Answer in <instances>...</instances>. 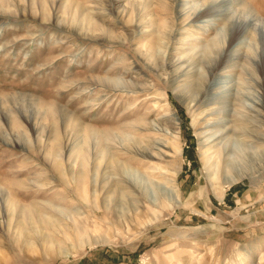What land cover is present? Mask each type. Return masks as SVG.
Here are the masks:
<instances>
[{
    "label": "rangeland",
    "instance_id": "rangeland-1",
    "mask_svg": "<svg viewBox=\"0 0 264 264\" xmlns=\"http://www.w3.org/2000/svg\"><path fill=\"white\" fill-rule=\"evenodd\" d=\"M0 264H264V0H0Z\"/></svg>",
    "mask_w": 264,
    "mask_h": 264
},
{
    "label": "bare ground",
    "instance_id": "bare-ground-1",
    "mask_svg": "<svg viewBox=\"0 0 264 264\" xmlns=\"http://www.w3.org/2000/svg\"><path fill=\"white\" fill-rule=\"evenodd\" d=\"M239 144V143H238ZM240 146V145H239ZM214 147V146H213ZM230 169H233V166L229 165ZM234 170V169H233ZM235 171V170H234ZM235 173V172H234ZM233 174V173H232ZM239 176V175H238ZM230 180V179H229ZM236 179H231L230 182L235 181Z\"/></svg>",
    "mask_w": 264,
    "mask_h": 264
}]
</instances>
